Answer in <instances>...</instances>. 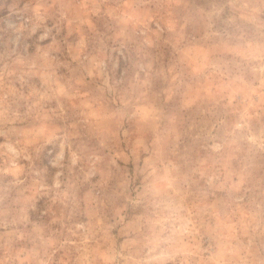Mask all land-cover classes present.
I'll return each mask as SVG.
<instances>
[{
	"label": "rangeland",
	"instance_id": "rangeland-1",
	"mask_svg": "<svg viewBox=\"0 0 264 264\" xmlns=\"http://www.w3.org/2000/svg\"><path fill=\"white\" fill-rule=\"evenodd\" d=\"M0 264H264V0H0Z\"/></svg>",
	"mask_w": 264,
	"mask_h": 264
}]
</instances>
